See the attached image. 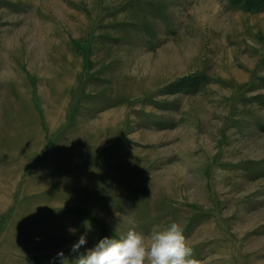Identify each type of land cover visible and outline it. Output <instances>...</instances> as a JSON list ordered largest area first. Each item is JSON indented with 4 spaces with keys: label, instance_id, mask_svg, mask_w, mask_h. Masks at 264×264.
Listing matches in <instances>:
<instances>
[{
    "label": "rangeland",
    "instance_id": "rangeland-1",
    "mask_svg": "<svg viewBox=\"0 0 264 264\" xmlns=\"http://www.w3.org/2000/svg\"><path fill=\"white\" fill-rule=\"evenodd\" d=\"M173 221L264 264V0H0V264Z\"/></svg>",
    "mask_w": 264,
    "mask_h": 264
},
{
    "label": "clouds",
    "instance_id": "clouds-1",
    "mask_svg": "<svg viewBox=\"0 0 264 264\" xmlns=\"http://www.w3.org/2000/svg\"><path fill=\"white\" fill-rule=\"evenodd\" d=\"M70 234L77 229L69 227ZM87 233L80 235L72 246V253H80L87 243ZM61 264H69L63 251L56 257ZM72 264H200L194 258V250L190 246L184 228L179 222H171L166 226H153L148 234L129 229L118 238L105 237L91 249L80 253Z\"/></svg>",
    "mask_w": 264,
    "mask_h": 264
}]
</instances>
